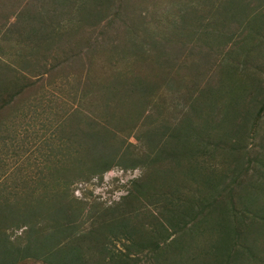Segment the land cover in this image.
Instances as JSON below:
<instances>
[{
    "label": "rangeland",
    "instance_id": "rangeland-1",
    "mask_svg": "<svg viewBox=\"0 0 264 264\" xmlns=\"http://www.w3.org/2000/svg\"><path fill=\"white\" fill-rule=\"evenodd\" d=\"M10 1L0 0V69L9 65L8 68L3 69V74L0 75V82L3 85L1 88L6 89L0 92V205L11 212L7 215H5V211L0 212L1 218L8 219L7 223L3 224L4 227H0V233L8 238L14 246L24 247L27 244L28 236L31 235L29 225L21 224L20 227L10 225L13 224V219L16 216H21L20 211H23V205L36 209V215H33V218L38 216L37 220L33 219L37 221L35 228L41 232V229L45 227L47 231L51 223L46 219L47 212H50L48 208L53 204L55 206L60 201L57 197H53V194H60L62 188L69 193L67 200L72 206L77 202H83L87 211L93 209V206L116 208L122 198L128 195L132 186L131 182L144 177L145 170L141 168L127 170L117 166L102 177L93 176L85 181L78 179L72 170H69L62 187V181L58 175L64 169L65 161L61 163L60 158L62 140L67 141L68 136L76 132V129H79L80 134L87 131L89 121L87 118L91 115L102 114L103 117L109 115L107 119L111 124L110 129L118 128L122 132L120 138L133 143H136L134 137L146 134L149 129L155 127L169 126L187 133L194 143L193 148L188 149L189 153H185L188 154V158H184V160L189 161L194 157L196 159L194 162L187 163L191 172L201 168L200 162L214 170H227L229 173L232 170H241L240 173L248 171L249 174L256 177L259 173L256 170H264V112L259 113V109L264 103V12L259 10L250 12L249 9L245 20L252 30L251 38L237 43L236 53L230 56V58H235L236 65L223 67L219 71L216 77L215 91L206 98L207 100L204 95L200 98L199 94L191 93L188 87L179 81L164 83L159 78L160 76L153 77V74L148 73L151 72L148 65L143 63L147 67L146 69L144 65L137 63L139 67L135 69V72L142 77H152L156 83L153 99L151 98V111L145 114L148 116L143 117L139 129L132 132L122 127L123 121L130 122L129 119L132 120L138 115L137 109L133 110L131 103L126 101L127 97L123 99L122 97L108 96L104 88L103 91L96 89V92L91 94H85L81 90L80 92L84 95L78 96L73 91L78 89V86L73 84V78H69L63 83L57 72L48 73L41 78L42 75H39V70L36 69L30 74V83H35L34 86L25 89L28 82L23 86L15 82L14 78L20 77L21 74L29 75L25 62L29 60L31 52L30 44L22 38L20 39V35L13 29V17L5 15L22 11L24 3L14 7L10 6ZM207 1L213 2V0H44L42 9L47 14H50L49 10L55 12V16H60L55 21L63 23L66 28H82L87 31L95 29L98 35L101 31L108 29L104 38H101L107 49L102 50L93 58L95 63L91 68L93 81L99 83L103 78H107L109 82L112 79L113 71L109 64L111 61L116 64L115 70H126L134 61L140 60V58H135L132 53L126 54L123 51L131 41L143 43L148 40V44L150 41L153 44H159L160 38H168L171 48H175L177 42H192L191 37L189 40L180 37L179 34L182 30L184 31L185 26L180 23L188 24L192 19H198L193 13L194 9L199 12L203 11L201 15L204 16V12L209 13L210 6H201ZM218 1L225 2V0ZM55 5L56 7H54ZM228 8V20L237 12L239 13L236 5H230ZM247 9L244 8L246 11ZM246 11L240 12V14L246 13ZM91 13L97 14L100 19L92 21ZM8 17L9 20H7ZM219 21V17L216 16L215 23L218 24ZM232 21L233 26H236L235 16ZM243 28L246 27L242 23L239 25L241 31L238 32L236 39L240 35L246 36L247 33L244 35ZM186 29L191 32L194 27L187 26ZM206 41L208 38L204 37L199 40L202 44ZM215 41V38H210L207 44L210 47L215 45L213 47L219 59L226 58L220 53L222 42L213 44ZM114 46H118L121 53L112 52L111 48ZM149 48V45H144V49L148 50ZM43 53L44 55H42L46 56L45 50ZM50 53L53 57L58 54L56 50L50 51ZM110 53L115 57L111 58ZM152 56L148 59H151ZM35 59L40 58L35 57ZM51 59L53 58L50 57L49 60L52 61ZM72 84L75 86L74 88H71ZM20 88L21 92L18 93ZM7 97H11L10 104H4ZM75 111L81 117L68 120L67 114ZM122 130L127 131L123 132ZM195 142H198L199 145L195 146ZM188 143L191 144L190 141ZM235 143H237L235 145L237 147L240 144H248L245 146L247 152H243L242 156H237V159L232 156L235 154L233 152L227 151L225 155L223 152H219L220 148L224 149L222 145H227L225 149H228ZM251 144H253L252 147ZM74 152V150L66 152L70 154L68 158H75ZM241 160L243 164L240 162ZM186 161L181 162L180 160L181 167L183 164L185 165ZM172 163L169 162L170 169L177 174L179 168H176L175 163ZM181 177L178 188L186 189V177ZM193 177L197 180L193 191L196 190L198 193V189L202 188L207 190L205 191L206 195L210 191L212 192L210 178L206 183L204 182L206 177L201 174ZM157 178L158 173L155 175L154 184L158 183ZM234 179L231 177L227 182H234ZM169 180L173 184L171 175L166 180L168 185ZM248 184L247 189L243 192V199L247 202H264V187L255 186L252 181ZM50 192L51 197L47 199L45 195ZM208 198L212 200L211 196ZM219 216L220 214L214 213L207 222L210 232L198 241L202 255H206L205 252L209 244H215L222 248V242L231 237L220 230ZM89 218L83 217L77 221V225H80L79 234L59 237L61 241L58 239L57 242L58 244L62 243V246L79 243L87 254L88 264H94L98 259L96 246L99 242H95L96 238L93 239L88 235L90 231ZM87 220L89 222H86ZM169 228L172 232L176 230L171 225ZM256 230L247 237V245L252 248L253 255L244 254V263L242 264H264V233H258ZM258 231L260 230L258 229ZM169 234L171 235L168 242L179 236L175 235V231ZM101 235L104 234L100 233L97 238ZM65 237L66 239L63 240ZM72 241L73 243H71ZM112 249L123 250L124 246L122 243H117ZM236 254L238 252L234 251L233 255ZM170 255L167 261H163L162 264H169L173 260L172 254ZM210 260L212 258L208 261ZM147 263L148 261L145 264ZM205 263L206 261L202 257L200 264ZM23 264L45 263L42 258L30 257Z\"/></svg>",
    "mask_w": 264,
    "mask_h": 264
},
{
    "label": "trees",
    "instance_id": "trees-1",
    "mask_svg": "<svg viewBox=\"0 0 264 264\" xmlns=\"http://www.w3.org/2000/svg\"><path fill=\"white\" fill-rule=\"evenodd\" d=\"M22 3H24L22 11L5 14L13 17V29L20 35L19 38L30 44L31 56L25 62L29 75L21 74L20 77L14 78L15 82L22 86L28 82L25 89L34 86L35 83H30V74L36 69L39 70V75H42L41 78L52 72H57L63 83L73 78V84L78 86V89L73 91L78 96L84 95L80 92L81 90L85 94H91L96 92V89L103 91L104 88L108 96L123 99L127 97L126 101L131 103L133 110L137 109L138 115L132 120L129 119L130 122L123 121L122 127L132 132L139 129L143 117H147L148 114H145L151 111V98L153 99L156 83L152 77H142L135 72V69L139 67L137 63L148 65L153 72L148 73L153 74V77L160 76L164 83L179 81L187 86L191 93L199 94L200 98L204 95L207 100L206 98L215 91L219 71L223 67L236 65L235 58L230 56L236 53L237 43L251 38L252 30L245 20L249 9L250 12L256 10L264 12V0H225L223 3L218 0L207 1L201 6H210L209 13L204 12V16L201 15L203 11L194 9L193 13L198 19H192L188 24L180 23L182 26L185 25L184 31L182 30L179 34L180 37L188 38V40L191 37L192 42H177L176 47L171 48L168 38H160L159 44H153L152 41L148 44V40L143 43L131 41L123 51L126 54L132 53L140 60L134 61L126 70H115L116 64L111 61L109 64L113 77L110 82L107 78H103L101 82L95 83L91 75V68L95 63L93 58L107 49L101 38H104L108 29L101 31L98 35L95 29L87 31L82 28H66L63 23L55 21L60 17L55 16V12L49 10L50 14H47L43 11L44 0H11L10 6L16 7L15 5L20 6ZM230 5H236L239 13L237 12L228 20ZM244 8H248L247 11ZM244 11L246 13L240 14ZM91 15L92 21L99 18L97 14L91 13ZM201 16L203 17L199 18ZM216 16L220 20L218 24L215 23ZM234 16L236 26H233ZM242 23L246 27L243 28L244 35L247 34L240 35L236 39L238 32L241 31L239 25ZM187 26L194 27V30L188 32ZM207 34L210 36H206ZM201 37L208 38V41L210 38H215L216 41L213 44L222 42L220 53L226 58L219 59L213 47L215 45L210 47L207 44L208 41L204 44L200 43ZM144 45H149L150 48L146 50ZM44 50L46 56H43ZM53 50L58 52L55 57L50 53ZM119 50L118 46L111 48L114 53H121ZM48 53L50 54L47 55ZM110 55L111 58L115 57L112 53ZM150 56H152L151 59H148ZM50 57L53 58L52 61L49 60ZM8 66L1 67L0 75ZM145 68L147 69L146 66ZM73 84L71 88L75 87ZM1 86L3 85L0 82V92L6 90ZM20 92L21 88L18 93ZM7 98L4 104L11 103V97ZM263 112L264 103L259 109V113ZM66 117L71 120L81 116L75 111L70 112ZM107 118L109 115L106 117L102 114L91 115L87 118L89 120L87 131L80 134L79 129H76V132L68 136L67 141L62 140L60 158L61 163L65 160V170L58 174L62 187L69 170H72L78 179L85 181L93 176L102 177L117 166L127 170L141 168L145 170L144 177L131 182L132 186L128 195L122 198L116 208L93 206V209L87 211L83 202H77L72 206L67 200L69 193L62 188L60 194H53V197H57L60 201L48 208L50 212H47L46 219L51 223L47 231L45 227L41 229V232L35 228L37 221L33 219L37 220L38 216L33 218V215H36V209L23 205V211H20L21 216H16L13 224L10 225L17 227L21 224L29 225L31 235L26 240L27 244L20 247L14 246L0 233V264H23L30 257L42 258L45 264H88L87 254L79 243L62 246V243L57 242L59 237L79 234L80 225H77V221L83 217H90L88 235L93 239L96 238L95 242H99L96 246L98 259L94 264H145L147 261V264H162L163 261H167L168 256H171L170 254L173 260L169 264H186V262L200 264L202 257L206 261L205 264H242L244 254L253 255L252 248L247 245V237L256 229V232L264 233V202H247L242 196L250 181L255 186L264 187V170H256L259 172L255 173L257 178L248 171L240 173L241 170H232L229 173L227 170H214L199 161L201 168L191 172L187 163L194 162L196 159L194 157L192 161L184 160L188 158V154L185 153H189L188 149H192L194 143L187 133L169 126L155 127L149 129L146 134L134 137L136 143H133L120 138L122 132L118 128L110 129L111 124ZM189 141L191 144L188 143ZM198 145V142H195V146ZM235 145L237 143L226 148L227 150L225 149L227 145H222L224 149L220 148L219 152H223L224 155L227 151L233 152L235 154L232 156L235 159L237 156H242L243 152H247L245 146L248 144H243L244 147L242 144L239 147ZM71 150L75 151V158H68L70 154L66 152ZM180 160L186 161L182 167L179 164ZM242 160L240 162L243 164ZM169 162L175 163V167L179 168L177 174L171 171ZM157 170L158 172H155ZM156 173H158V183L154 184ZM198 174L206 177L204 180L206 183L209 178L211 179L212 192L210 191L208 195L205 193L206 189H198V193L196 190L193 191L194 184L197 183L193 176ZM169 175L172 177L173 184L169 180L168 185L166 180ZM181 176L186 177V189L178 188ZM231 177L235 178L234 182H227ZM208 196H211L212 200ZM45 197L47 199L51 197V192ZM208 201L210 203H207ZM1 208L0 205V212L5 211V215L11 212ZM214 213L220 214L218 220L220 230L231 237L222 242V248L209 244L206 255H202L198 241L210 232L207 222ZM7 221L8 219L4 220L0 217V227H4L3 224ZM170 225L176 229L175 235L179 236L168 242L171 235L169 233H174L169 228ZM100 233L104 235L97 238ZM117 243H122L124 249L113 250L112 247ZM234 251L238 254L233 255ZM210 258L212 260L208 261Z\"/></svg>",
    "mask_w": 264,
    "mask_h": 264
}]
</instances>
